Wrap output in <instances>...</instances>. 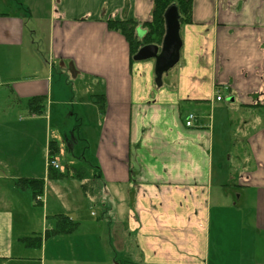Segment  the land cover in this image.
Masks as SVG:
<instances>
[{"label": "crops", "instance_id": "0c3cea01", "mask_svg": "<svg viewBox=\"0 0 264 264\" xmlns=\"http://www.w3.org/2000/svg\"><path fill=\"white\" fill-rule=\"evenodd\" d=\"M191 3L179 60L157 86L154 62L131 61L107 26L148 20L152 0H6L0 264H129L132 242L134 264H264V0ZM37 95L43 111L29 112ZM20 177L43 180L40 203ZM87 206L99 216L83 217ZM57 214L76 228L50 234Z\"/></svg>", "mask_w": 264, "mask_h": 264}, {"label": "trees", "instance_id": "16d2710c", "mask_svg": "<svg viewBox=\"0 0 264 264\" xmlns=\"http://www.w3.org/2000/svg\"><path fill=\"white\" fill-rule=\"evenodd\" d=\"M192 0H152L153 7L150 18L144 22H137L133 19L115 20L107 19V26L109 29L119 31L125 37L128 50L129 59L133 61V55L137 50L146 44L160 45L162 37L165 32L164 12L170 5H175L178 12L180 24L192 23ZM2 13H0L1 15ZM141 28L144 33L142 37L137 36L136 29ZM102 94H96L97 103L102 107ZM44 99L42 95L33 96L28 99L27 106L29 112H42L44 108ZM59 149L54 141L49 143L48 159L52 160L57 155ZM48 169H55L50 166ZM16 185L21 189L30 190L32 197L37 203H40V197L43 192V180L34 178L20 177L16 180ZM77 226L76 222L63 214L55 215V226L50 234L70 233ZM26 245H33L37 242L30 238L23 239Z\"/></svg>", "mask_w": 264, "mask_h": 264}, {"label": "water", "instance_id": "95a60500", "mask_svg": "<svg viewBox=\"0 0 264 264\" xmlns=\"http://www.w3.org/2000/svg\"><path fill=\"white\" fill-rule=\"evenodd\" d=\"M165 32L160 45L146 44L141 46L133 55V60L140 61L153 58L154 82L161 85L162 75L173 67L179 60L181 38L179 34L180 22L175 5H170L164 12ZM144 31L137 29V35L141 37Z\"/></svg>", "mask_w": 264, "mask_h": 264}, {"label": "rangeland", "instance_id": "374dc122", "mask_svg": "<svg viewBox=\"0 0 264 264\" xmlns=\"http://www.w3.org/2000/svg\"><path fill=\"white\" fill-rule=\"evenodd\" d=\"M0 9H2V10H8V8H7V5H6V0H0ZM136 34H137V32H136ZM40 42V41H39ZM44 41H41L40 42V44H41V46L40 47H42V51L43 52H45V49H44V45H45V42L43 43ZM31 49V48H30ZM31 59V61L32 62H34V63H43V54L42 53H33V51L32 52H29L28 53V55H27V59ZM147 61H152V62H154L155 60L153 59V58H149V59H146V60H140V62L139 63H145V62H147ZM134 63H138L137 61H135ZM43 68V67H42ZM61 69V66L59 65V63H57L56 65H54V68H53V75H60V73H59V70ZM171 71V70H170ZM167 73H168V71L167 72H165L164 74H163V77H164V80H166V75H167ZM170 73V72H169ZM153 74V73H152ZM153 76H154V74L151 76V78H153ZM163 77H162V80H163ZM75 82V81H74ZM76 84H77V82H75ZM79 83V82H78ZM67 85H68V88L67 89H64V91H66V94L67 93H72V91H71V89H72V87H73V85H71L70 83H67ZM89 87V86H88ZM97 88H96V90H99V87H98V85L96 86ZM2 90V94L0 95V103H1V106H3V105H5V104H8L7 103V101L6 100H9V99H5V97H4V95H5V93H7V92H5V90H4V88H2L1 89ZM62 92V94H63V90L61 91ZM4 94V95H3ZM63 95H65V94H63ZM10 98V97H9ZM12 101V103L15 105V103L13 102V100H11ZM25 113V112H24ZM89 115H90V113H89ZM92 119V118H91ZM90 128H91V125H90ZM87 132H88V130H85V132H84V134H86L87 135V138L89 137V135H91L92 134V131H91V129L89 130V132H88V134H87ZM61 158V162L64 164V161H65V158H66V156H61L60 157ZM75 184L76 183H74V182H71L70 180H67L66 182H65V187L68 189V190H70V192H71V195H72V205L74 204V203H76L77 204V201L75 200V197H74V194H73V192H74V189H75ZM40 199L42 200L43 199V197H40ZM66 199V198H65ZM65 205H66V202H65ZM78 210V209H77ZM99 214H100V207L99 206H90V207H88L87 206V208L86 209H84L83 211H82V215H83V217H84V215H85V218H96L95 216H99ZM73 217V219H74V221H77L78 220V213L76 214V215H74V213H73V215H72ZM88 220V219H87ZM84 224H85V227L86 226H88V223L86 222V220L84 221ZM81 225H83V223H81ZM81 229H83V228H81ZM82 233H84V231L82 232ZM81 233V231L79 232V235H81L82 234ZM48 235H49V233H48ZM82 238H77V240H79L80 242H81V244L83 245L84 243H83V240H81ZM67 243V242H66ZM62 244H64V242L62 243ZM131 249H132V252H131V254H130V256H129V258H128V260H129V264H134L135 262H136V258H135V248H134V242H132L131 243Z\"/></svg>", "mask_w": 264, "mask_h": 264}, {"label": "built area", "instance_id": "2783aa9c", "mask_svg": "<svg viewBox=\"0 0 264 264\" xmlns=\"http://www.w3.org/2000/svg\"><path fill=\"white\" fill-rule=\"evenodd\" d=\"M216 98L220 99V96H217ZM194 119H195V115L193 113H188L187 117L185 119V125L186 126H191L193 124ZM47 163H48L49 166H52L54 168L58 167V163L54 159H52V160L48 159Z\"/></svg>", "mask_w": 264, "mask_h": 264}]
</instances>
